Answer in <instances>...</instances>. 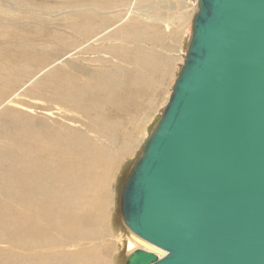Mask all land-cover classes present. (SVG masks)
I'll list each match as a JSON object with an SVG mask.
<instances>
[{
  "label": "water",
  "instance_id": "water-1",
  "mask_svg": "<svg viewBox=\"0 0 264 264\" xmlns=\"http://www.w3.org/2000/svg\"><path fill=\"white\" fill-rule=\"evenodd\" d=\"M119 211L125 264H264V0L197 1Z\"/></svg>",
  "mask_w": 264,
  "mask_h": 264
},
{
  "label": "bare ground",
  "instance_id": "bare-ground-1",
  "mask_svg": "<svg viewBox=\"0 0 264 264\" xmlns=\"http://www.w3.org/2000/svg\"><path fill=\"white\" fill-rule=\"evenodd\" d=\"M126 2L127 0H0V4L6 9L0 10V15H6L10 9L11 12L21 11V16L29 9L31 15H34L32 19L26 13L29 14L26 20L32 21V25L24 23L10 26L14 29L2 28L0 22V66L6 61L5 58L17 53L10 66L0 67V77L5 73L14 78L7 82L0 79V90L7 92L8 89L12 91L17 87L13 91L16 93L24 87L23 83L26 85L30 80L36 82V75L47 71L46 76L31 86L33 90L37 88L39 93L29 90L26 92L31 99L48 103V107L42 109H56L60 117L56 119V123L43 126V130L33 127V131L19 133V137H22L20 143L23 145L17 147L22 152L17 153L22 160L18 169L27 168L28 176L21 173L17 178L18 184L22 189L35 188L36 177L43 178L35 173L42 171L41 166L46 167L49 173V168L52 167L55 171L52 179H55L58 186H61V179L66 175L69 181L62 182V185L78 184L77 194L80 197L78 203L69 205L63 218L55 222L40 207H30L29 213L25 212L28 215L25 218L22 209L10 208L9 218L11 215L17 227H7L9 236L6 240H0V244H6V248L0 249V264L67 262L69 256L63 251L67 243L98 237V234L91 232V227L106 223L109 196L104 186L109 182L107 180L110 179L117 159L123 156L122 151H128L138 136L142 126L141 118L137 119L138 113L141 112L143 100L148 93L147 86L152 84L151 78L147 77L156 75L150 69V66L154 67L151 60L142 59L138 55L141 54L140 50L138 53L134 50V54V51H126L128 43L137 42L138 37L140 38V32L135 31L133 25L125 24L122 13L116 12L119 7L124 11ZM56 8L79 10L78 14L68 13L56 21L47 20L45 17L51 15L48 14L49 11ZM126 11L129 13L133 10L128 11L127 8ZM109 13L112 16L97 15ZM161 15L164 16V13ZM9 21L13 22V19ZM117 37L122 39L120 43H115ZM7 43L14 45V51H2L6 49L2 47ZM127 65L132 68H127ZM156 80L157 76L156 85L161 83ZM7 99L4 101L3 95H0V103L2 100L6 104L14 103L10 102V97ZM44 113L46 116L51 115L47 111ZM79 117L86 123L79 124ZM40 120L32 119V122ZM90 185L91 192L82 193L84 186ZM75 193L76 191L73 194ZM18 203V206L23 205V201ZM24 234L26 241L30 240L29 243L24 241Z\"/></svg>",
  "mask_w": 264,
  "mask_h": 264
},
{
  "label": "rangeland",
  "instance_id": "rangeland-1",
  "mask_svg": "<svg viewBox=\"0 0 264 264\" xmlns=\"http://www.w3.org/2000/svg\"><path fill=\"white\" fill-rule=\"evenodd\" d=\"M146 1L147 3H145ZM197 1L198 0H127L126 5H124L125 10L123 11L119 9V7L116 11L117 13H122L123 21L125 24L133 25L136 29L135 31L140 32L138 33V35L140 34V38L138 37L137 42L133 41V43H128L126 45V51L135 50L136 53L141 51V54L138 55L142 59L151 60V63L154 64V67H152V65L150 66V69L154 70L156 75L153 76L154 78L147 77L151 78L150 82L152 84H149L147 86V92L149 93V95L148 93H146V98L142 103V110L140 113H138L140 117L138 116L137 119L141 118L140 120L142 123L141 129H139L140 131H138V136L135 138L134 143H132V147L128 150L129 152L127 150L122 151L123 156L119 158V160L117 159V164L115 165L112 174H110V179L107 180L109 182H107L104 186V188L107 189V196H109L107 197V205L109 204V206L107 207L108 215L106 223L104 225L98 224L91 227V232L98 234V237H94L92 239H89L88 241L81 239H78L75 242L69 241V243H67L66 247L63 249L67 256H69L67 262L63 261L62 263L58 262L57 264H74V262L75 264H125L127 256L134 250H147L146 248H141L139 246V244L136 242L138 237L131 235V233L125 228L122 223L119 211L120 192L127 176L134 166L135 161L141 156V149L144 143L147 141L156 124L160 120L161 114L163 113V110L167 105V102L171 95L172 87L180 72L181 67L183 66L187 48L191 39L192 21L197 11ZM71 7H73V5ZM127 8L128 11H133L127 13ZM4 9V5L0 4V10ZM159 9L161 12L159 11ZM78 10L79 9L76 8L69 10H60L59 8H56L50 10L48 14L51 13V15H47L45 18L50 21H56L68 13L78 14ZM20 12L21 11L17 12L16 10H13L11 12L10 9V12H6V15H0V19L1 16H4V19H1L0 21L1 27H6V29H14L10 26L22 25L24 23L32 25V21L26 20L29 14L33 19L34 15H31L32 12L29 9L25 10L24 12L29 14L24 13V15L22 16L20 15ZM161 13H164V16H162ZM97 15L98 17L112 16L111 13L107 15ZM19 16L21 19L19 18ZM74 18L75 17L71 18L72 24L74 22ZM11 19H13V22L9 21ZM117 39L118 40L115 43H120V41H122L120 37H117ZM13 46L14 45H9V43H7L2 47L6 49H2V51L9 49V51L12 52L14 51L12 48ZM135 51L133 52V54L135 53ZM10 57L11 55L5 58L6 61L3 62L0 67L6 68L10 66L16 59L17 53L15 52L14 55L11 58ZM126 67L129 69L132 68L128 65ZM39 74L36 75L37 77H39H36V79H34L37 80L36 82H39L42 77L46 76L47 71L40 72ZM156 76L158 82L161 81V83L158 85L155 84ZM0 79L4 82L14 80L11 75L9 76L5 73L2 74ZM36 82L30 80L26 85L23 83L24 87L22 86V88H20L16 93H13V91H15L17 87H14L15 89H13L12 91L8 89L7 92H2L0 90V95H3L4 101L8 100L7 98L10 97V102H14L13 104H6L3 103L2 100V102L0 103V240H6L5 238L9 236L10 231L7 230L8 228H11L13 226L16 229L17 227V224H14V220L11 219V215V218H9L10 208H19L20 210L22 209L25 218L28 216L26 213H29L28 209L30 207H40L44 211H47L50 214L52 222H55L60 221L63 218L69 205H73L74 202L78 203L80 199L79 195L77 194V188L79 185L72 182L71 183L73 185H62V182L65 183L69 181L67 176L65 175L61 179V186H58V183L55 181V179H52L53 174L55 173L52 167L49 168V173L48 169L44 166H41L42 171H37L35 173V175L39 174L43 176V178L36 177L35 188H30V190L22 189L18 184L17 178L21 173L28 176L27 168L23 169L24 172L23 170L18 169V166L22 162L21 158H19L18 155L22 152L19 151L17 147H21L23 145L20 143L22 137H19V133L28 132L30 130L33 131V127L43 130L44 127L49 126V124L51 123H56L57 120L60 119L59 115L57 114L58 111H56V109H51V111L53 112H51L49 109H42L43 107L47 108L48 103L43 100H33L28 97L29 94L26 92L27 90L35 94H37V92L39 93L37 88H35L34 90L31 88L32 84L35 85ZM154 86H156L157 88ZM43 111L50 112L52 116H46ZM32 119L41 120L35 123L32 122ZM79 120H81L79 124L86 123V121L84 122V119H82L81 117H79ZM21 125L23 127H21ZM18 151L19 154H17ZM124 152L126 154H124ZM13 160L15 161L13 162ZM78 176L79 174L77 175V177ZM44 177L47 180H45ZM63 188L65 190H63ZM83 189L82 193L89 194L88 192H91L92 185L84 186ZM87 189H89V191ZM73 191H76V193L73 194ZM19 201H23V203H21L23 205L18 206ZM6 233H8V235ZM56 238L59 239L57 235ZM24 241L26 243L30 242V240L26 241V235L24 236ZM4 248H6V244H0V249ZM4 256L8 257L7 253H4ZM51 264H56V262H53Z\"/></svg>",
  "mask_w": 264,
  "mask_h": 264
}]
</instances>
